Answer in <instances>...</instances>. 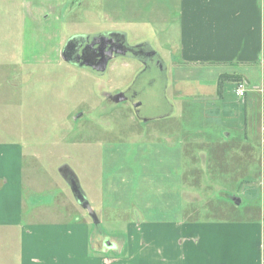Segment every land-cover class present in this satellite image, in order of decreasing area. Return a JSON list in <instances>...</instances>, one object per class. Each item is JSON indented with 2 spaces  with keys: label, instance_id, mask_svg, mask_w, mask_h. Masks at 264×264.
<instances>
[{
  "label": "rangeland",
  "instance_id": "rangeland-1",
  "mask_svg": "<svg viewBox=\"0 0 264 264\" xmlns=\"http://www.w3.org/2000/svg\"><path fill=\"white\" fill-rule=\"evenodd\" d=\"M175 6L176 0H0V143L22 149L29 205L46 204L58 220L86 221L96 242L103 235L120 245L135 222L240 220L259 211V94L248 91L254 71L245 82L229 66L190 67L171 58V38L157 30L162 9ZM102 31H121L127 43L160 55L163 69L154 75L161 82L151 83L150 94L171 113L125 99L140 71L134 59L115 58L100 75L62 60L70 37ZM216 79L214 92L205 85ZM239 84L240 99L233 94ZM225 92L233 102L224 109ZM70 177L97 224L75 199ZM0 242V264H19L16 236L0 231Z\"/></svg>",
  "mask_w": 264,
  "mask_h": 264
},
{
  "label": "crops",
  "instance_id": "crops-1",
  "mask_svg": "<svg viewBox=\"0 0 264 264\" xmlns=\"http://www.w3.org/2000/svg\"><path fill=\"white\" fill-rule=\"evenodd\" d=\"M39 10L43 13L49 9ZM162 10L157 33L171 38V58L190 67L229 66L245 82L252 76L256 80L248 91L259 94V211L240 220L135 222L126 226L120 245L103 242V235L102 241L96 242V229L86 221L58 220L43 209L46 204L37 201L29 205V196L23 192L22 149L0 143V231L16 236L19 264H264V0H176L175 8ZM59 11H63V4H59ZM119 32L126 40V34ZM249 68L254 71L252 76ZM139 75L127 88L141 91L147 80L151 82V77L144 78L136 85ZM217 79L205 86L215 92ZM167 87L162 86L163 98L168 95ZM233 94L242 98L235 88ZM230 96L223 93L221 108L233 102ZM155 97L149 98L152 111L168 107V113L172 112L170 105L161 100L156 103ZM133 99L140 103L139 108L143 106L140 97L134 95ZM247 100L252 104V97Z\"/></svg>",
  "mask_w": 264,
  "mask_h": 264
},
{
  "label": "flooded vegetation",
  "instance_id": "flooded-vegetation-1",
  "mask_svg": "<svg viewBox=\"0 0 264 264\" xmlns=\"http://www.w3.org/2000/svg\"><path fill=\"white\" fill-rule=\"evenodd\" d=\"M108 32H98L94 35H90V34H84V35H76V36H81L78 37V39H82L81 41H79L77 43V45L79 46L78 50H76L75 47H77V45L75 44L74 47L72 49H69L67 51V54L69 56H72V58L75 60L74 63L75 64H70L66 61V63L72 65V66H76V67H85V68H89L88 70L92 71L93 73H96L98 75L103 74V72H97L94 71L91 66H95L98 65V63L100 62L101 58L103 57V53L106 52L109 48H114L115 50H113L112 52V58L109 59V61L107 62V64L112 61V59L115 58H126L127 55L122 56L123 54H121L120 52H116V51H126L128 53H130V57L128 58H135L136 61H138L140 63V71L139 75L141 76L140 78L144 79V78H150L151 77V82L152 80L154 82L152 83H157L160 84L161 82V75L160 77L155 76L154 74H161L160 72L163 69V64L162 61L160 60V58L158 57V55L156 53L152 54V49L150 47H148L145 44H138V45H132L127 43V41L124 39V35H122L121 33H115L113 36L107 35ZM85 36V37H84ZM96 36L97 41L94 42L93 38ZM124 40V41H123ZM94 42V43H93ZM117 53V54H115ZM120 53V54H118ZM105 56V55H104ZM89 64V65H87ZM106 71V70H105ZM164 78V77H163ZM140 80V79H139ZM151 82L148 83V80L146 81V84L142 87L141 91H137L135 89L131 90L133 91V94L135 96L140 97L141 99H144V95L145 97H148V100H146L145 102H143V99L139 100L141 103L143 102V107L142 109H144L145 111L151 112L153 110V108H150L149 106H151L152 101L149 100V98L156 96V95H151L150 92L152 91L153 86L151 87ZM150 84V85H149ZM129 91V89H127V91H125V99H132L133 100V96L134 95H127V92ZM130 92V91H129ZM123 94V93H121ZM159 97V96H158ZM146 99V98H145ZM154 100V99H153ZM156 103L160 100H156ZM136 101L133 102V104ZM145 104H147L145 106ZM140 105V103H139ZM160 107H158L157 109H159Z\"/></svg>",
  "mask_w": 264,
  "mask_h": 264
},
{
  "label": "water",
  "instance_id": "water-1",
  "mask_svg": "<svg viewBox=\"0 0 264 264\" xmlns=\"http://www.w3.org/2000/svg\"><path fill=\"white\" fill-rule=\"evenodd\" d=\"M115 33H118L120 34V32H110V33H107L108 35L110 36H113ZM123 35V34H122ZM78 37H81V36H72L70 37L64 44L62 50H61V58L63 61H66L70 64H75L74 63V59L72 58V56H69L67 54V51L69 49H72L74 47V45L81 41L82 39H78ZM85 37V36H84ZM125 39V37H124ZM93 41L96 42L97 41V38L96 36L93 38ZM124 41V40H123ZM93 42V43H94ZM76 50H78L79 46L77 45V47H75ZM113 50H115L114 48H109L106 52H104L102 55L103 57L101 58L100 62L98 63V65H95V66H91L92 69L96 70L97 72H104L105 71V68H106V64L107 62L109 61V59H111L112 57V52ZM116 52H120L121 54L123 55H127L129 56L130 53L126 52V51H116ZM155 52L152 50V54H154ZM117 54V53H115ZM105 55V56H104ZM89 65V64H87ZM137 104L139 103H134V107L137 106ZM70 188H71V191L75 197V199L77 200V202L79 203V205L85 209L88 213V215L91 217L92 221L94 224H97L99 221H98V218L96 216V213L95 211L93 210V208L91 207L90 203L87 201V199L83 196V194L81 193V190L79 188V186L77 185V182L76 181H73L70 177ZM232 201L238 205L240 200L239 198L237 197H232Z\"/></svg>",
  "mask_w": 264,
  "mask_h": 264
},
{
  "label": "built area",
  "instance_id": "built-area-1",
  "mask_svg": "<svg viewBox=\"0 0 264 264\" xmlns=\"http://www.w3.org/2000/svg\"><path fill=\"white\" fill-rule=\"evenodd\" d=\"M235 92L238 96H243L244 95V89H243V85L239 84L235 87Z\"/></svg>",
  "mask_w": 264,
  "mask_h": 264
}]
</instances>
